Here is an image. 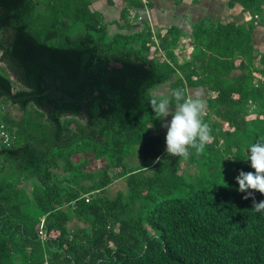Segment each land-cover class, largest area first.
I'll return each mask as SVG.
<instances>
[{"label":"trees","instance_id":"obj_1","mask_svg":"<svg viewBox=\"0 0 264 264\" xmlns=\"http://www.w3.org/2000/svg\"><path fill=\"white\" fill-rule=\"evenodd\" d=\"M118 1L122 25L91 0L47 3L40 14L35 0H0V97L20 111L11 116L0 103V125L13 136L0 145V264H264V211L253 209L264 194L240 192L236 178L193 188L185 159L164 151L150 105L167 82L170 99L177 88L186 96L188 87L208 89L213 139L199 155L218 152L214 159L225 155L238 175L254 173L247 158L264 140V45L253 39L264 0L227 1L248 20L193 24L195 52L181 64L173 51L185 34L173 25L154 34L142 21L137 32L111 33L152 8L151 0ZM86 155L107 163L92 171ZM134 155L136 168L126 162ZM115 181L125 190L109 197Z\"/></svg>","mask_w":264,"mask_h":264},{"label":"crops","instance_id":"obj_2","mask_svg":"<svg viewBox=\"0 0 264 264\" xmlns=\"http://www.w3.org/2000/svg\"><path fill=\"white\" fill-rule=\"evenodd\" d=\"M144 1V0H143ZM228 0H180L178 4L174 3V0H151L152 8L145 9L140 12L142 20L132 19L130 21V28L127 30H119L116 25H112L110 30L111 33L115 31H122L127 33L137 32L141 29L142 21L146 22L154 32H164V29L168 26L174 25L179 28L185 35L180 37L179 42L184 43L185 45L180 46L174 49L177 62L179 64L189 60L192 54L195 52L194 46L191 44L190 36L188 33L192 30V25L198 21L208 17L213 21H219L223 19L232 18L234 21L248 20L250 15L248 12H244L242 7L238 4H235L233 7H228ZM93 8L98 10L106 20H118L119 24L122 25L124 21L120 19L121 9L123 4H120V7L115 5H108L105 0H91ZM235 17H238L237 20ZM259 30H263V27H259L255 30V35L258 34ZM187 41L188 43H186ZM264 44V42H263ZM159 59H165L169 62V59L166 58L164 54L159 56ZM176 78V75L173 76V79ZM196 92L202 93V99L206 101L207 97L210 95V91L201 86L187 88L188 97L193 96ZM170 82L162 84L153 90V96H167L170 98ZM171 108L174 110L175 105H171ZM172 116L169 115L164 119H158V121L153 123L155 128V133H158L162 139V145L164 151H166L167 145L165 142V137L167 135V129L162 125L164 123H170ZM165 143V144H164ZM92 159V158H91ZM131 161V167L136 168L141 166L142 159L138 155L130 156L126 158L127 161ZM90 169L97 170L104 167L105 160L94 161L90 160ZM101 166L99 167L98 164ZM98 166V167H97Z\"/></svg>","mask_w":264,"mask_h":264},{"label":"clouds","instance_id":"obj_3","mask_svg":"<svg viewBox=\"0 0 264 264\" xmlns=\"http://www.w3.org/2000/svg\"><path fill=\"white\" fill-rule=\"evenodd\" d=\"M173 104L174 110L171 108ZM150 105L156 118L164 119L169 115L172 116L170 123L162 125L167 129L166 151L169 155L188 159L192 154L190 150H194L197 155L202 154L206 145L212 142V129L204 121L207 104L202 99V93L196 92L188 97L183 89L177 88L173 90L171 99L167 96H153ZM247 159H250L251 167L255 172H240L236 177L238 190L246 192L252 189L264 194V140L250 146V155ZM250 196H252L251 192L244 196V199ZM253 204L255 211H264V202L256 203L253 200Z\"/></svg>","mask_w":264,"mask_h":264},{"label":"rangeland","instance_id":"obj_4","mask_svg":"<svg viewBox=\"0 0 264 264\" xmlns=\"http://www.w3.org/2000/svg\"><path fill=\"white\" fill-rule=\"evenodd\" d=\"M35 1L37 2L36 12H35L36 14L45 13L47 11V6H46L47 3L50 5L62 3V0H35ZM115 2H116L115 6L120 7V2L118 0H115ZM131 15H132L131 12H128V11L125 12L126 18L129 19ZM235 18L239 20L238 17H235ZM79 25H80L79 23H76L75 25L70 24L69 34L76 35L78 31L81 30L78 28ZM185 42L188 43L187 41ZM253 42L256 45H264L263 44L264 42V31L263 30H259L258 34L254 35ZM50 43L54 45L57 43V40L56 39L51 40ZM183 45L185 44L180 43V46H183ZM0 67L5 68L1 62H0ZM11 79L15 81V79L12 76H11ZM5 101H6L5 98L0 97V103L4 104L5 108H7V110L9 111V114L14 117H19L20 111L15 106H12L8 102H5ZM165 142H166V137H165ZM211 155L214 156L212 157V159H210L211 162H209L210 160H208L207 158L202 157L197 154H195V157H194L195 161L194 162L192 161V164H189V162H187V159L183 161V164L185 165L183 167L184 169L183 174L185 176V179L188 182H190L192 185H194L193 188H197L203 185H206L208 187L226 186V185H230L234 183L235 178L237 177L238 171H239L235 165V162H228L227 161L228 158L225 155H223V157H220L221 158L220 160H215L214 158L219 156L218 152H215ZM86 156L87 158L91 159V155H86ZM230 158L231 160H234L232 157ZM104 160H105V163H107V160L106 159ZM206 161L207 163L211 164L212 169H207L206 167H202V166H205ZM127 164L129 166H132L130 160L127 161ZM96 165H98L99 167L101 166L100 163ZM88 167H90V163ZM56 171L60 172V169ZM92 171H96V170H92ZM24 187L26 190H29V182H25ZM118 190H125V186L122 181H115L112 185L108 186L106 188V195L109 197H112L117 193Z\"/></svg>","mask_w":264,"mask_h":264},{"label":"built area","instance_id":"obj_5","mask_svg":"<svg viewBox=\"0 0 264 264\" xmlns=\"http://www.w3.org/2000/svg\"><path fill=\"white\" fill-rule=\"evenodd\" d=\"M137 20L139 21L142 20V16L140 14L137 16ZM12 142H13V136L11 135V133L6 131L4 125L1 124L0 125V145L9 146L10 144H12ZM85 197H88V194H86ZM44 217L45 216H42L39 221V228L37 232L40 237L42 236L44 237L45 235L43 231Z\"/></svg>","mask_w":264,"mask_h":264}]
</instances>
